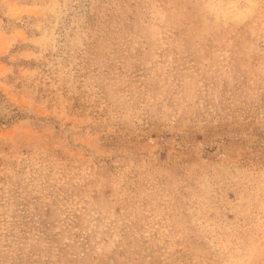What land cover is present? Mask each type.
Here are the masks:
<instances>
[{"label": "rangeland", "instance_id": "obj_1", "mask_svg": "<svg viewBox=\"0 0 264 264\" xmlns=\"http://www.w3.org/2000/svg\"><path fill=\"white\" fill-rule=\"evenodd\" d=\"M0 264H264V0H0Z\"/></svg>", "mask_w": 264, "mask_h": 264}]
</instances>
